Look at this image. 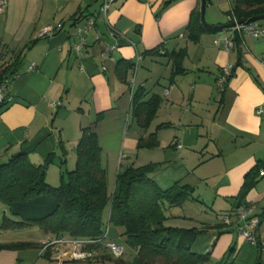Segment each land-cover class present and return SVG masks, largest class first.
I'll use <instances>...</instances> for the list:
<instances>
[{"label":"crops","instance_id":"0c3cea01","mask_svg":"<svg viewBox=\"0 0 264 264\" xmlns=\"http://www.w3.org/2000/svg\"><path fill=\"white\" fill-rule=\"evenodd\" d=\"M4 1L0 54L6 50L23 54L18 75L7 87L10 100L0 109V165L26 154L38 166L54 153L46 180L57 187L61 175L74 169L82 130L88 129L97 138L109 182L112 177L115 181L120 165L158 164L151 178L162 191L175 184L193 189L194 201L169 212L177 218L170 225L213 226L222 215H230L231 225L222 235L216 238L212 231L195 240L191 250L196 255L208 254L205 264H264V218L255 231V246L238 235L234 213L244 177L257 164H264V38L221 29L193 43L186 28L197 7L195 0H117L107 14L113 30L98 14L103 0ZM234 2L206 0L207 24L230 25L233 16L228 13ZM91 16L96 26L89 33L88 47L77 57L75 29ZM57 24L62 25L61 32L50 39L39 38L44 27ZM96 36L100 42L94 41ZM235 37L240 39L239 48L235 49L234 42L229 48V40ZM102 42L117 48L110 61L101 59ZM157 48H162L161 56L141 58L136 69L127 73V84L119 80L118 62L134 63L137 55ZM179 51L184 54V72L171 78L175 67L163 55ZM229 66L234 67V74L219 91L217 80ZM131 79L135 87L144 88L145 100L154 95L161 99L148 130L139 128L131 117ZM160 125L168 128L156 131ZM153 134L159 148L138 150V141ZM245 201L255 206L256 215L264 214V178ZM0 212L4 216L6 210L0 207ZM112 229L113 235L110 230L108 236L118 239L121 230ZM8 233L6 242L0 233V245L40 246L2 250L0 264H117L100 259L55 261L42 246L50 236L36 241L10 238ZM132 259L122 261L128 264Z\"/></svg>","mask_w":264,"mask_h":264},{"label":"trees","instance_id":"16d2710c","mask_svg":"<svg viewBox=\"0 0 264 264\" xmlns=\"http://www.w3.org/2000/svg\"><path fill=\"white\" fill-rule=\"evenodd\" d=\"M195 1L197 7L192 11L186 28L188 39L193 43H197L203 34L219 32L202 25L201 0ZM228 15L233 16L231 23L264 16V0H235ZM233 42L235 49L239 48L240 39L235 37ZM161 50L157 48L139 56H161ZM11 53L6 50L0 54V85L11 83L18 75L23 53ZM183 55L182 51L163 55L175 67L171 78L184 72L181 68ZM136 66L137 62H118L116 72L119 80L127 84V73L134 71ZM231 73L233 76L234 67ZM132 80L128 82L131 117L139 128L148 130L159 111L161 99L154 95L145 100L144 88H137L135 84L132 86ZM6 105L7 101H2L0 109ZM166 128L167 125H160L156 131ZM157 148L159 143L156 134L140 139L137 143L138 150ZM53 157L54 153L37 166L31 163L26 154H18L0 165V205L10 215L8 217L4 213L0 231L7 233L38 228L50 236L47 241L64 238L94 242L85 249L88 257L84 261L100 259L103 262L114 260L117 264H127L122 261L125 246L118 243V239L108 236L114 228L121 230L118 238L123 239L126 247L134 251L133 259L128 264H205L209 261V255H196L191 250L195 240L212 231L216 232L217 238L223 234V229L231 225L230 222H222L223 217L230 219V215H222L219 224L213 226L185 229L170 225L169 221L177 218L169 215V212L183 208L195 199L193 189L179 184L162 191L151 178L160 168L158 164L142 167L120 165L109 189L107 172L101 165V149L96 136L88 129L82 130L74 169L61 175L57 187L50 186L46 180ZM261 170H264V164H257L244 177L240 193L234 200L235 215L238 208L250 205L245 199L258 181L264 178L259 176ZM258 218L260 222L264 214ZM107 243L121 245L124 249L122 257L113 258L105 248ZM39 246L36 243H10L0 245V251Z\"/></svg>","mask_w":264,"mask_h":264},{"label":"built area","instance_id":"2783aa9c","mask_svg":"<svg viewBox=\"0 0 264 264\" xmlns=\"http://www.w3.org/2000/svg\"><path fill=\"white\" fill-rule=\"evenodd\" d=\"M117 0H103L102 5L99 9V15H101L108 28L113 30L112 27L108 24L107 14L111 8V6ZM5 10V1L0 0V15L3 14ZM234 23L236 21L234 20ZM96 26V18L94 16L88 17L85 20L83 26L76 27L74 37L76 39V43L73 46V52L77 57L82 56V52L88 47L89 41V33L94 27ZM62 30V25H50L44 27L40 34L39 38H52L57 32ZM234 32L237 33H245L248 36L259 39L264 38V28L259 27L256 24H249V25H236L232 28ZM113 35L115 36L114 32ZM95 42H100V37L96 36L94 38ZM229 48L233 47V40H229ZM103 50L101 52V59L103 62H107L111 60V54L117 49L115 45H109L102 42ZM141 60V57L137 55L136 62L138 63ZM33 69V67L31 68ZM232 67H225L222 69L221 74L217 80V89L219 91H223L226 87L227 81L232 76L231 73ZM102 71H106V66H102ZM132 86L134 85V79L131 81ZM9 83L5 82L4 84L0 85V103L6 100L7 103L9 102V97L7 96V87ZM168 96V91H164L163 97ZM259 114L261 111L258 112ZM260 177H264V170L259 172ZM236 218L238 221L237 232L240 237H242L245 241L250 243L251 245H257V237L255 235V231L259 227V218L255 215V206L250 204L247 206H242L238 208L236 211ZM222 222L229 224L230 219L229 217H223ZM94 242H86L80 240H69L64 238H59L55 240L45 241L43 244V250H49L51 253V258L55 261L61 262H73V261H84L88 254L86 253L87 246L93 244ZM105 248L109 251L113 258L119 259L122 257L124 249L121 245L116 243H107Z\"/></svg>","mask_w":264,"mask_h":264},{"label":"rangeland","instance_id":"374dc122","mask_svg":"<svg viewBox=\"0 0 264 264\" xmlns=\"http://www.w3.org/2000/svg\"><path fill=\"white\" fill-rule=\"evenodd\" d=\"M255 24L258 25V26L264 27V21L258 22V23H255ZM113 180H114V177H112V181ZM112 181L109 182V189L112 188V183H114ZM0 207H3V206L0 205ZM177 210L178 209H172L171 211H177ZM2 216H3V213L0 212V226H1ZM6 216L10 217V215L7 212H6ZM173 225L182 226L183 224H181L180 222H177V223L174 222ZM113 232H114V230L111 229L112 235H113ZM0 233H1L2 237H3V241L2 242H6V241H4V240H7L4 237L6 235V233H3L2 231H0ZM114 234H118V233L115 232ZM8 236L10 238H12V237L16 238L17 237V238H20V239L36 240L37 241V240H41L42 238H44L45 234H43L42 231H40L38 228H31V229H25V230H22V231L9 232ZM117 242L125 246V255L123 257L124 259H130L131 257L134 256V251H132V250H130L129 248L126 247V245L123 242V239L118 238Z\"/></svg>","mask_w":264,"mask_h":264},{"label":"water","instance_id":"95a60500","mask_svg":"<svg viewBox=\"0 0 264 264\" xmlns=\"http://www.w3.org/2000/svg\"><path fill=\"white\" fill-rule=\"evenodd\" d=\"M201 23L202 25L207 28V29H213V30H224V29H232L234 28L236 25H249V24H255L258 22H262L264 21V16H259V17H254L252 19L249 20H245V21H238L236 23H231L230 25L227 26H221V27H212L209 26L206 21H205V12H206V0H201Z\"/></svg>","mask_w":264,"mask_h":264}]
</instances>
